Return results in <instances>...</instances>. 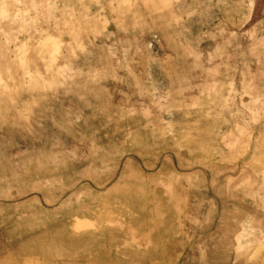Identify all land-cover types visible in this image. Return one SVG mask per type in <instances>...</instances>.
Wrapping results in <instances>:
<instances>
[{"label": "rangeland", "instance_id": "obj_1", "mask_svg": "<svg viewBox=\"0 0 264 264\" xmlns=\"http://www.w3.org/2000/svg\"><path fill=\"white\" fill-rule=\"evenodd\" d=\"M0 264H264V0H0Z\"/></svg>", "mask_w": 264, "mask_h": 264}]
</instances>
